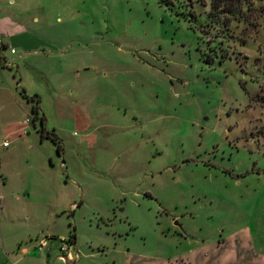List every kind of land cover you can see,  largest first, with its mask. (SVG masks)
<instances>
[{"label": "rangeland", "instance_id": "obj_1", "mask_svg": "<svg viewBox=\"0 0 264 264\" xmlns=\"http://www.w3.org/2000/svg\"><path fill=\"white\" fill-rule=\"evenodd\" d=\"M254 3L223 25L210 0H0L44 116L0 127V264H264Z\"/></svg>", "mask_w": 264, "mask_h": 264}, {"label": "crops", "instance_id": "obj_2", "mask_svg": "<svg viewBox=\"0 0 264 264\" xmlns=\"http://www.w3.org/2000/svg\"><path fill=\"white\" fill-rule=\"evenodd\" d=\"M26 33V29L21 26L17 19H14L10 15H3L0 17V42H4L7 47L9 46V44H7L9 39L14 36L21 37ZM11 53H16V49ZM2 55L6 58L3 53ZM17 58L18 57L14 56V59ZM1 64L2 63H0V127L2 130L9 129L8 132L14 134L15 132H20V130L30 128L28 124L29 119L26 115H28L29 111H32V105L28 98L25 99V94L28 95L30 90L28 86H26L28 85V81L24 83L21 82L20 79L17 80L12 70L5 67H12V63H9V65ZM27 66H30V69L25 71L26 77L28 80H30L29 78L31 77L36 80L40 71H42L40 68L41 66ZM17 68H20V66H17ZM20 84L26 87L25 90L21 89ZM21 115L26 117L22 119ZM52 240L53 237H51V241ZM50 245H53V242H51Z\"/></svg>", "mask_w": 264, "mask_h": 264}, {"label": "trees", "instance_id": "obj_3", "mask_svg": "<svg viewBox=\"0 0 264 264\" xmlns=\"http://www.w3.org/2000/svg\"><path fill=\"white\" fill-rule=\"evenodd\" d=\"M255 1L256 0H210V9L206 17L210 20V22H220L223 25H227L232 20L241 21L246 18V13L253 9ZM201 30L203 31L204 29L201 28ZM6 47L7 45L4 42H0L1 51ZM1 51L0 55L2 54ZM0 63L2 62L0 61ZM25 97H27L29 100L36 99V104L32 105L33 119L39 118L40 122L43 123L44 116H39V99L37 94H34L31 97L25 94ZM40 130L43 134V125H41ZM48 135L51 136V138L57 143L58 148H60V140L58 135L50 132L48 133ZM72 236L74 237V234Z\"/></svg>", "mask_w": 264, "mask_h": 264}, {"label": "built area", "instance_id": "obj_4", "mask_svg": "<svg viewBox=\"0 0 264 264\" xmlns=\"http://www.w3.org/2000/svg\"><path fill=\"white\" fill-rule=\"evenodd\" d=\"M0 51H1V50H0ZM10 51H11V52H14V51H15L14 47H11V48H10ZM0 61H1L3 64H9V63L6 61V58H5L2 54L0 55ZM2 145H3V146L7 145V141H3V142H2ZM54 240H55V239H54ZM57 241L59 242V240H57ZM45 243H46V240L42 238V239L39 241V244H38L39 249L42 248L43 245H44ZM50 243H51V242H50ZM61 249H65V247H64V246H61ZM59 257L64 258V259L74 258L73 254L70 253V252H68L66 256H65V255H59Z\"/></svg>", "mask_w": 264, "mask_h": 264}]
</instances>
